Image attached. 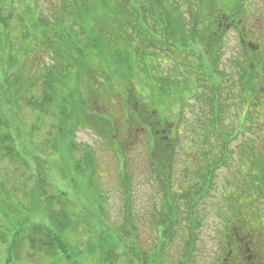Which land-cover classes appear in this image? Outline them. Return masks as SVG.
I'll list each match as a JSON object with an SVG mask.
<instances>
[{
  "label": "trees",
  "instance_id": "1",
  "mask_svg": "<svg viewBox=\"0 0 264 264\" xmlns=\"http://www.w3.org/2000/svg\"><path fill=\"white\" fill-rule=\"evenodd\" d=\"M31 1L0 0V71L3 74L0 95L4 98V106L0 108L4 119L0 123V150L5 151L9 161L19 165L21 172L24 169L23 175L27 177L23 198L32 202L26 216L15 219V237L8 249L10 255H17V251L26 246L33 254L43 253L52 259L61 255L72 261L71 264H81L76 255H83L78 249L82 246L80 243L68 239L69 244L63 236L67 230L74 231L69 225V205L62 202L60 196L47 194L51 182L46 176V158L30 155L31 148L27 145V155L18 148L24 142L23 138H16L17 130L11 118L14 115L18 120L16 108L22 101L36 115L39 124L36 128L43 122L50 125V137L45 141L49 155L66 156L67 177L75 186L73 177L86 180V169L98 168L91 150L77 156L74 130L83 119L90 128H98L104 141L113 133L114 140L108 141V145L114 147L116 160L120 159L123 190L127 189L128 162L123 158L124 140L119 139V131L124 127L130 134L137 130L143 132L149 170L158 182L167 180V185L159 186L162 190L170 189L171 184L179 186L186 180L183 192L172 195L175 203L171 199L172 205L164 209L152 208L147 227L154 229V241L145 250L136 238L139 232L132 225L134 210L127 200L130 196L125 195L124 221L122 226L118 225V231L126 252L118 254L117 244L98 237L96 244L91 241L87 245L85 254L89 259L91 254H97L99 264H117L126 256L130 257L125 261L127 264H154L160 254L170 253L172 238L179 236L180 230L175 227L178 217H173L167 208L171 207L179 215L176 204L185 205L190 213L185 230L189 235L186 252L191 256L196 243L194 231L202 221L198 207L208 197L216 172L232 162L229 144L248 134L244 133L247 126L253 127V131L250 139L243 140L244 147H237L238 172L252 184L250 187L256 196L264 199V133L255 127L256 120L264 116V51L252 49L248 44L249 35L243 29L247 24L244 18H249L250 12L238 11L242 8L241 0H69L62 3L64 17L53 20L59 30L51 26L50 15L53 17L56 13L52 11L54 14L49 13L47 17L41 14V0H35L38 13L32 18ZM45 2L47 7L58 6L57 0ZM27 18L39 20L37 27L43 29L40 34L44 33L45 25H49L48 30L55 28L60 33L58 43L47 41L42 44L44 48L33 50L39 51V59L41 54L47 56L43 59L48 62L39 71L32 69L38 58L30 65L25 59L28 54L32 55L25 27ZM230 33L238 36L240 47L237 45L239 50L229 57L227 66L223 55ZM14 49L18 72L6 80L10 61L5 57L11 58ZM185 61L192 62L191 66L200 72L178 71ZM221 63L229 74L220 72ZM139 82L149 90L145 91ZM235 83L238 102H232L229 97L234 94L231 86ZM191 102L198 103L199 108L208 103L209 115L203 118L193 114L192 108L189 110ZM165 104L171 107L168 113L164 112ZM246 105L254 107L255 114H247ZM228 108H232V112ZM109 110H115L117 116L107 113ZM186 111L190 119H186ZM191 154L198 163L194 171L189 170ZM191 174L193 180L189 185L191 180L187 176ZM61 192L57 194L62 195ZM57 199L61 202L54 212L51 206ZM85 200L89 198L85 196ZM85 210L90 211L87 207ZM98 210L102 215L101 207ZM35 212L47 221V226L41 221H29L28 216ZM231 212L226 206L225 213ZM51 264H55V260Z\"/></svg>",
  "mask_w": 264,
  "mask_h": 264
},
{
  "label": "rangeland",
  "instance_id": "2",
  "mask_svg": "<svg viewBox=\"0 0 264 264\" xmlns=\"http://www.w3.org/2000/svg\"><path fill=\"white\" fill-rule=\"evenodd\" d=\"M48 1L52 2L54 0ZM57 1L58 2L56 4L58 6L47 7V1L45 2V0H41V3L43 4L41 5L40 11L44 16L48 15L49 13H56L53 17H51L50 15V20H52L51 26H54L59 30V27L55 26V22L53 20L61 19L64 17L65 11L62 5L69 0ZM241 1L242 2L240 3V6L242 8L238 9L240 13L245 11V8L249 6V0ZM31 3V15H33V18L36 17L38 9H35V6L37 5L35 0H32ZM262 6L263 4L260 7ZM253 8L259 9L258 2L254 3ZM101 10L102 9H100V11ZM250 17L244 18V22L248 23ZM38 21L39 20L28 19V21L25 22L28 36L27 41L28 44L32 46V55L28 54L25 58L27 59V65L33 64V62H35V60L40 56L37 55L39 52L38 50L33 51L36 50L35 47L39 48L41 46L44 48L42 44H45V42L47 43V41H49V43L52 41L58 43L57 40L60 33L56 32L55 28L48 30L49 25H45L43 26L44 33L40 34L39 32L43 29H38ZM256 26L257 28H259V30L262 28L264 31V18ZM33 29L37 30V32ZM225 44L226 47L223 55V61L228 66L230 64L229 57L233 56V53L238 50L237 45L240 44L238 36L232 33L228 34ZM15 52L16 49L11 52V58L5 57V59L10 61V69H6V73L8 74L6 80H8L9 76L16 75L18 72V69L16 67L18 57L16 54H14ZM5 54H8V52L6 51ZM41 55L42 57L40 59L38 58L37 60L39 61H37V63L34 64L35 66L32 67L33 70L39 71L41 69V66L44 67V65L48 62L43 59V57H47L46 54ZM187 63H189L190 65ZM192 64L193 63L190 61H185L181 66H179L180 69L178 68V71L188 73L190 72V70H192V72L198 74L200 72L199 69L193 68L191 66ZM220 65L222 67V71L220 72L226 75L227 73L229 74V71L224 68V64L221 63ZM28 72L29 70L26 69V73ZM229 80L231 81V78H229ZM2 81L3 74L0 71V83ZM232 81H235V79H232ZM143 84V82H139V86L144 87V90L148 91L149 88L145 87ZM236 87V83L233 85V87L231 86V90H233L234 94H230L229 97L231 98L230 100L232 102H238L239 99L238 89ZM24 103L25 101H22L20 103V106L18 105V107L16 108L18 110V120L14 118V115H12L11 118V123L17 130L15 131V134L17 136L16 138L18 140L23 138L24 142V144L22 146H18V148H20V151L23 152V155H27V153L29 152L28 148H31L30 155L39 156L40 158H46L47 162L45 163L46 165H44L46 176L51 182L48 189L46 187V189L48 190L47 194L48 196L53 197L60 196L61 201L69 205V225L70 228H74V231L72 232L70 230H67L63 234V236L66 238L65 241L69 244H71V241H73L74 243H80L82 245L78 246V249L83 253V255L81 253L78 256L76 255L77 260L81 259V264H99V258L97 254L96 256L94 254H91L90 259L85 254L87 252V245L90 244L91 241L96 244L98 242V237L102 238L104 242L117 244V247L120 249V251H116L118 252V254H121V252H126L123 243L121 242V234L120 231H118V225L122 226V223L124 221V212L126 208H123V201L126 200L124 196L127 194L130 196L127 198L128 202L130 203V207L132 208V210H134L131 215L133 216L132 225L139 232V235L136 238H138L140 246H142L144 250L150 248V244L152 245V241H154V238L152 237L154 229L152 230L150 227L148 228L147 225L149 219L151 218L149 217V215L153 211L152 208L157 206L164 209L168 204L172 205L171 199L175 203L176 200L174 197H172V195L174 196L175 192H183L186 180L184 179L182 184L179 186H176V184H171L170 189L162 190L159 186L167 185V180H165L164 182H158L157 180H155L154 175L149 170V154L147 151V147L143 145V132L137 130L135 133L132 132L130 134L129 129L124 127L119 131V139L124 140V146H122L123 158H126V162H128V165L126 166V172L128 174L127 189L123 190L121 177L119 175L122 174L119 164L120 159L118 157V159L116 160V156L112 151L114 147L108 145V141L112 143V141L114 140L112 138L113 133H111V136L107 138L108 141H104L97 131L98 128H96V130L94 128H90L85 123L86 119H83L74 130V143H76L78 146L77 156H80L82 151L84 150H91L94 154V158L96 159V165L98 168H87L85 171L88 173L86 180H79L73 177V180L76 183L75 186L73 182L70 181V177H67L68 160L66 159V156L64 154L57 157H51V155H49L51 154L50 149L45 144V141L50 137V125L48 124V122H43L41 126H39V128H36L39 125L37 117L28 107L25 106ZM190 105L191 106H189V110L192 108V110L194 111L193 114L197 113V115L199 116L202 115L203 118H206L209 115V113L207 112L208 103H205V106L202 108H199L198 103L196 102H191ZM3 106L4 98L0 95V108H3ZM131 108L134 110L133 106ZM170 108V106H167V104H165L164 112L168 113L170 111ZM228 109L229 112H232L233 110L232 108ZM238 109L239 107H237V110ZM244 110H247V114L251 113L253 110L256 111L254 107H251L249 105H246V108ZM2 112L3 111H1L0 109L1 124L4 121V119L1 117ZM109 112L111 115H113V117L117 116L115 110H109L107 113ZM190 113H192V111H190ZM184 114L186 119H190L189 112L186 111ZM229 116H231V114H229ZM262 126H264V116L256 120L255 125L258 132L260 131L264 133V129H261ZM247 127L249 128L251 126ZM251 130H253V127H251ZM244 133H248L245 128ZM22 135H25L26 137H22ZM248 139H250V133L241 135L229 144L228 148L231 154V161L235 162V165L233 164V166L231 162V164L220 168L216 172L208 197H206L198 207L200 210L198 215L202 216V221L199 222L200 225L194 231L196 243L195 250L193 252L194 261L197 260L198 264L199 262L200 264H210L213 262V258L216 254V238L218 237V231L220 228V220L218 219L217 211L221 205L225 207L228 206L229 208H231V211H235L238 209L245 214H252L255 216L257 215L255 205H258L259 207L257 209H259V211H262L264 214V199L258 198L256 196L255 191L252 189V187H250V185L252 186V184L249 185L247 183L248 180H245L244 175L238 172L239 159L236 150L237 147L240 149L243 148V140ZM25 145H27L28 148H26ZM194 157V154L188 156L190 171H194L198 164L197 161L194 160ZM93 163L94 160H92V164ZM83 168L86 167L83 165ZM23 170L21 172V168L19 167V165L9 161L5 151L0 150V264H51L53 260H55V264H71L72 261H67L66 259L62 258L61 255H58L57 257L55 256L52 259L50 256H45V254L43 253L33 254L34 252H32L28 248V246H26V248L24 249L18 248L19 250L17 251V255L16 253H12L11 255L9 254V243L15 237V219L26 216V212L32 206V202L30 201V199L23 198V184L24 180L26 181L27 177L26 175H23ZM196 175L198 174L196 173ZM176 179H179V176H176ZM187 179L191 180L187 183L190 185L193 180V174L187 176ZM174 182L177 181L175 180ZM31 184V182L27 183L25 185V190ZM57 192H61L62 195H58ZM166 195H169L170 197H167ZM85 196L88 197L89 200H85ZM41 201L44 204V198ZM61 201H58V199L53 200L51 206L52 211H58V204ZM19 204H23V207H20ZM85 207L89 208L90 211L87 212L85 210ZM100 207L102 215H99L100 211L98 209H100ZM174 207H176V211L179 213V215H176L179 217L178 220L175 221V227L176 229L180 230L181 235L177 237L173 236L172 240L174 241V243H172L171 247L169 246V248H171L169 249V251L171 254H181L185 251L183 243L186 238L189 237V235L186 234L185 228L181 227L180 223L182 221L184 222L185 214L188 209H185V205L180 204H176V206L174 205ZM28 218L30 222L37 223L41 221L45 226L48 225L47 221L42 216L40 217V214L38 212H35V214L31 215L30 217L28 216ZM152 224L153 223H151L150 226H152ZM90 227H92L93 229H91ZM68 239H70L71 241ZM202 255H204V258L199 259ZM129 258V256H126L124 257L123 261H119L117 262V264H127L125 261ZM120 260H122V257L120 258Z\"/></svg>",
  "mask_w": 264,
  "mask_h": 264
},
{
  "label": "flooded vegetation",
  "instance_id": "3",
  "mask_svg": "<svg viewBox=\"0 0 264 264\" xmlns=\"http://www.w3.org/2000/svg\"><path fill=\"white\" fill-rule=\"evenodd\" d=\"M257 2L259 9H254V3ZM249 4L250 5L245 8L243 13L248 11L250 12V16L252 14H254V16L250 17L243 30L249 35V46L252 47V49L264 51V31L262 28L259 30L256 26L264 18V0H249ZM262 4L263 6L260 7ZM251 113L255 114L254 110ZM245 129L250 134L253 131L251 130V127ZM156 208L160 209L157 206ZM167 209L170 210L173 217H179L176 216L174 209L171 207H168ZM217 214L218 219L220 220V228L218 231V237L216 238V254L213 258V262L210 264H264L263 212L258 209L257 215L255 216L252 214H245L237 209L226 214L225 207L221 205ZM169 217L171 216L169 215ZM188 217H190V213L187 211L184 218L185 221L180 223L181 227L186 228V218ZM180 235L181 233L179 231V236ZM188 241L189 239L186 238L183 243L185 250L183 253L160 254L154 264H198L197 260L194 261V253L190 256L188 252H186ZM202 258H204V255L200 256L199 259Z\"/></svg>",
  "mask_w": 264,
  "mask_h": 264
}]
</instances>
